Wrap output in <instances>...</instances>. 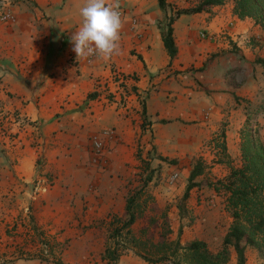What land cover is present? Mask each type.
I'll return each mask as SVG.
<instances>
[{
	"label": "crops",
	"instance_id": "1",
	"mask_svg": "<svg viewBox=\"0 0 264 264\" xmlns=\"http://www.w3.org/2000/svg\"><path fill=\"white\" fill-rule=\"evenodd\" d=\"M196 2L167 0L161 10L157 0H119L121 54L87 61L76 58L70 41L84 0H0V13L11 16L0 22V264H108L102 252L110 216H123L127 194L139 185L140 160L150 157L162 170L188 164V173L194 158L205 161L197 179L204 185L190 191L196 198L185 215L172 205L171 228L184 232L187 218L200 230L188 239L181 232V243L222 242L231 218L224 194L207 183L229 168L216 162L215 138L223 131L235 162L243 100L252 107L264 96V32L234 15L232 1L176 15ZM170 17L173 58L162 41ZM255 107L264 114V102ZM93 137L104 143L98 162ZM152 183L150 193L165 209L172 194ZM116 264L147 263L127 250Z\"/></svg>",
	"mask_w": 264,
	"mask_h": 264
},
{
	"label": "trees",
	"instance_id": "2",
	"mask_svg": "<svg viewBox=\"0 0 264 264\" xmlns=\"http://www.w3.org/2000/svg\"><path fill=\"white\" fill-rule=\"evenodd\" d=\"M227 1H232L234 15L240 19H252L264 32V0H197L194 6L178 10L176 15L206 12ZM157 2L161 10L167 8V0ZM172 21L173 17H170L162 32V41L170 58L177 53L172 38ZM258 63L264 70V62L258 60ZM243 101L248 107L244 126L240 130V165L235 167L233 160L226 154L224 133L220 131L214 145L220 154L216 162L225 164L229 172L223 178L207 183L215 192L224 194V209L231 218L220 248L212 251L207 242L198 239L182 244L181 229L175 240L170 239L166 209L160 215L162 232L158 238L154 237L160 222L157 216L147 212H152L158 206L150 193L149 185L157 178L159 165L151 166L150 160L153 157H150V160H140L139 185L127 194L123 216H110L108 241L102 252V259L108 264H116L120 256L130 250L147 264H245L246 251L251 248L258 251L264 260V143L259 137L256 119L254 123L251 121L252 117L259 114V110L255 106L251 107L249 100ZM157 159L164 161L162 158ZM207 168L208 165L201 158L192 160L185 190L177 204L179 215L186 213L185 204L190 191L204 185L203 181L197 179L206 173ZM141 219L144 224L135 235L131 227Z\"/></svg>",
	"mask_w": 264,
	"mask_h": 264
},
{
	"label": "clouds",
	"instance_id": "3",
	"mask_svg": "<svg viewBox=\"0 0 264 264\" xmlns=\"http://www.w3.org/2000/svg\"><path fill=\"white\" fill-rule=\"evenodd\" d=\"M79 15L80 25L70 36L77 59L107 61L121 54L123 20L119 0H84Z\"/></svg>",
	"mask_w": 264,
	"mask_h": 264
},
{
	"label": "rangeland",
	"instance_id": "4",
	"mask_svg": "<svg viewBox=\"0 0 264 264\" xmlns=\"http://www.w3.org/2000/svg\"><path fill=\"white\" fill-rule=\"evenodd\" d=\"M263 95H264V93H263ZM260 102H264V96L262 98L261 95L258 94V95H256V97H254L252 99L253 106L260 104ZM226 117H228V116L224 117L225 122L222 121V122H224L221 124L222 127L226 126V124L228 122L226 120ZM255 119H256V122H257L258 127H259V137L262 140V142L264 143V114L263 115L258 114L257 116L252 117V119H251L252 123H254ZM236 121H238V120H236ZM243 126H244V123H243ZM242 127H241V129H242ZM239 158H240V151H239V156H236L234 159L235 162H233V165L235 167L240 165V160H238ZM167 166L168 167L166 170H162L160 166L158 167V175H157V178L152 183V187L153 188L155 187L156 190H158V189L161 190V192H163L165 190L169 191L172 194L171 195L172 199L169 202L170 205H167V207L165 208L167 211V221L169 222L168 223L169 230H170L169 237H170V239H172V238H175L176 233H178V227H177V229L174 227V231H172V228H171V226L176 224V222H174V220H176V215L175 216L173 215L174 213L172 211V205L176 204V202L179 203L180 198L183 194V191L185 190V186L187 184V174H188L186 169H187L188 164L182 163L180 166L179 164L170 163ZM174 175H176L175 179L171 180ZM195 196L196 195L193 194L192 197L191 196L189 197V200H187V205L189 204V202H192L191 199H193V201H195V198H196ZM154 210L152 212H147V214L150 215L152 213L153 215L157 216L158 221L160 222V225H158L156 227V230L154 232V237L158 238L159 234L162 232V226H161L162 219H161L160 215L164 211V208H160L157 206V208ZM196 216H198V215H196ZM185 219L186 220H184V225L186 226V229H184V232L183 231H181V232L183 234L182 238L188 239V238L192 237V235H194V234H192L194 230H196V232L200 230V224L197 221L196 222L194 221L191 224L187 220V218H185ZM193 220H194V218L191 219V221H193ZM223 220H225V218H223ZM143 224H144V220L141 219L139 221V223L137 225H135V229H138L139 226L142 228ZM226 224H228V220L224 221L223 228L226 227ZM186 230L188 231L187 233H186ZM224 232H225V229H223L220 233H224ZM173 240H175V239H173ZM187 242H189V241H184L182 244H185ZM208 244H209L210 250L216 251L221 246V240L220 239L217 240L215 238L212 240L209 239ZM245 264H264V260L261 257L260 253H258V251L249 248L246 251V263Z\"/></svg>",
	"mask_w": 264,
	"mask_h": 264
},
{
	"label": "built area",
	"instance_id": "5",
	"mask_svg": "<svg viewBox=\"0 0 264 264\" xmlns=\"http://www.w3.org/2000/svg\"><path fill=\"white\" fill-rule=\"evenodd\" d=\"M120 12H121V14L123 16L124 12L122 10H120ZM9 21H11L10 14L8 12H1L0 13V22L5 23V22H9ZM132 23L135 24L136 23V19L133 18L132 19ZM200 37L203 38V39L210 38V36L207 35L205 32H201L200 33ZM91 59L92 58H89V59H87V61H90ZM111 134H112L111 131H104L103 132V135L106 136L107 138ZM90 145H91V149H92L91 150L92 154H94L96 156L94 162H98L100 160L102 152L104 150V143L100 139H98L97 137H93V138L90 139ZM175 177H176V175H174L171 180H174Z\"/></svg>",
	"mask_w": 264,
	"mask_h": 264
}]
</instances>
